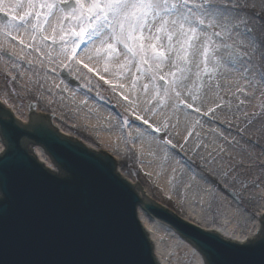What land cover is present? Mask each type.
Masks as SVG:
<instances>
[{
  "label": "snow or ice",
  "instance_id": "1",
  "mask_svg": "<svg viewBox=\"0 0 264 264\" xmlns=\"http://www.w3.org/2000/svg\"><path fill=\"white\" fill-rule=\"evenodd\" d=\"M21 32L31 43L21 38ZM0 35L18 41L21 52L26 48L46 50L42 55L47 64L55 66L43 76L37 72L38 89L53 94L54 88L69 92L63 79L56 83L53 78L47 85L48 71L57 73L61 67L69 74L88 75L84 88L93 83V77L96 88L102 87L101 81L107 85L122 111L115 118H105L101 127L122 140L138 162L143 163L144 158L149 163L159 161L158 177L165 165L174 163L172 173L179 168L187 176L183 202L198 205L197 214L205 221L219 225L225 233L233 223L252 226L244 236V249H258L260 258L251 264H264V0H0ZM0 56L6 57L13 69H19L24 60L3 45ZM25 63L36 71L33 61ZM39 63L45 66V60ZM5 75L15 84L17 77L11 71L5 69ZM221 80L229 85L226 91L237 98L235 107L246 120L244 127L237 129L244 143L235 137L229 141L220 133L231 150L219 144L209 153L207 164H220L211 169L218 180H210L187 158L181 164L176 149L183 150V144L179 140L174 143V139L181 137L187 143L196 126H202L203 117L214 120L217 109L225 106L232 110L231 101L220 95ZM205 89L213 91L216 100L214 106L202 110L196 102ZM97 96L106 98L100 92ZM75 98L73 91L70 99L75 102ZM253 99L258 101V111L241 109ZM87 103V99L79 101V105ZM41 111L39 103L30 101V122L24 125L22 110H14L7 99L0 104V209L17 191V161L50 178L64 170L53 148L63 141L47 129ZM192 113L197 115L182 137L181 114L187 122ZM25 136L32 140V154L23 144ZM37 158L47 167L37 163ZM185 165L190 174L184 171ZM173 180L174 176L168 183L174 190ZM188 190H192L191 196ZM144 207L151 227L141 231L143 225L135 223L131 241L88 245L74 251L51 250L52 255H46L50 250L10 245L0 215V264H156L153 254L157 250L170 264H217L214 252L223 243L217 235L192 236L191 250L182 253L185 245L176 239L173 226L157 220L150 208ZM232 236L239 239L235 232Z\"/></svg>",
  "mask_w": 264,
  "mask_h": 264
},
{
  "label": "water",
  "instance_id": "2",
  "mask_svg": "<svg viewBox=\"0 0 264 264\" xmlns=\"http://www.w3.org/2000/svg\"><path fill=\"white\" fill-rule=\"evenodd\" d=\"M46 117L47 129L63 141L53 148L64 170L62 176L53 174L54 178H50L24 161L15 163L17 191L0 209L10 245L22 250H50L46 255H52L51 250L74 251L88 245L131 241L135 223L143 225L141 231L151 227L144 206L150 208L157 220L173 226L176 239L185 245L182 253L191 250L189 240L192 236L210 234L149 203L143 194L138 197V186L129 185L116 174L112 157L101 151L93 153L80 143L59 135ZM22 140L28 149L31 138L25 136ZM0 199H3L2 193ZM219 239L223 243L214 252L217 264H251L260 258L258 249L245 250L244 245ZM9 256H12L11 249ZM153 259L156 264H170L159 250L154 252Z\"/></svg>",
  "mask_w": 264,
  "mask_h": 264
},
{
  "label": "bare ground",
  "instance_id": "3",
  "mask_svg": "<svg viewBox=\"0 0 264 264\" xmlns=\"http://www.w3.org/2000/svg\"><path fill=\"white\" fill-rule=\"evenodd\" d=\"M14 35H16V33H14ZM20 35L21 38L26 40V42L31 43V41H28L26 34L21 32ZM0 45L8 48L9 51H15L20 56L24 57V60L19 62V69H13L11 67V64L6 60L7 58H3L0 56V66L7 68L12 72L13 75L17 77L15 85L20 92H17L16 94H19L21 96L20 98L25 101L35 100V103H39L42 109L39 114L41 116H47L48 119L50 118L52 126L54 128L60 126L64 128L66 127L68 128V130L72 128H76L79 130L87 129V131L90 133V140L102 145L104 149L103 153L105 156L107 155L114 158L116 162L117 174L120 175V177L124 179V181H126L129 185L138 186V197H141V195L143 194L144 199L149 200V203H153V205L164 209L165 211L169 212V214L174 215V217H176L183 223L188 224L191 227H194L195 229L200 230L204 233H214L225 241L238 244H244L246 242L244 240V236L249 234L252 226L245 228L242 225L237 226L235 223H233L228 226L229 231L225 233L223 229H219V225L209 221H205L200 215L197 214L198 205L193 204L192 206H189V204L183 202L182 197L185 194L184 184L187 180V176L182 173L179 168H177V171L173 174L171 168L175 166L174 163L165 165L163 175L158 177L157 172L161 170L159 161H152L151 163H149L148 158H144L143 163L138 162L135 156L127 151L122 140L118 141L116 135L104 130L101 125L105 122V118H107L109 115L113 117V115L107 110L103 109V107H100L97 103L91 102H88L87 105H79V101L82 98L77 95L75 98V102H73L70 99L72 93L70 89L69 92H60L58 89L54 88L53 92L55 94L47 92L46 88L38 89V87L35 85V81L28 74H25L24 70L21 69V65L28 67L25 61H27V58L32 59L31 61H34L31 56L35 55V57L40 59V61L45 60V66L41 67V70L43 72L55 66L47 64L46 57L42 55V53L46 51L45 49L42 48L41 52H36L32 48H26L21 52V46L18 44V41H9L3 35H0ZM21 72H23V76L20 75ZM48 73L53 74L51 71H48ZM52 80V77L47 76V85L50 86L52 84ZM44 83L45 81H43L41 84ZM56 83L59 82L56 80ZM228 87L229 85L226 84L224 80H221L222 90L220 91V95L223 96L224 100L231 101L233 106L232 110L229 111L227 106H225L223 109H217V114L220 118L216 119L220 120H216L215 122L218 127L232 131L240 138V143L243 144L244 140L241 139L240 133L237 129L244 127L246 120L242 115L241 110H238L235 107L239 103L237 98L233 96L231 92L226 91ZM6 96H0V104H2L5 99H7ZM237 96H240L241 99H244V97L239 93H237ZM49 100H51L52 102L49 103ZM214 100H216L214 92L205 89L204 93L202 94V99L197 101L196 103L201 106L202 110H206L208 105L211 104L212 106H214ZM19 103V101H16L12 104H9L13 105L15 110L20 108ZM257 103L258 101L253 99L250 103L241 105V109L246 108L249 111H258L259 109L256 107ZM43 109H46V111L43 112ZM89 109H91V111H89ZM17 115H19L18 112ZM29 115L30 114L28 110H26L24 112V115L20 116L23 117L20 118L22 124L28 123ZM196 115V113H192V115L188 118V121L185 122L183 114H181V125L179 127L182 137L186 136V132L184 131V129L191 127V121L196 117ZM210 121H213V119L203 117L201 119L202 126H196L193 135L191 137H187V143H184V139H182L181 137H176L174 139V143L179 140V142L183 144V150H181L179 147L176 149V151L179 153L178 158L181 160V164H184L185 158H187L188 161L192 162V166L196 168L197 171L202 172L210 180H218V177L211 169H218L220 167V164H207L208 159H210L209 153L212 152L214 147H208L207 145V148H205L203 145L206 144H203L204 140H202V138L208 137L206 135L207 132H214L219 137H221L220 133H223V136H226V131L217 129V127L214 128L210 125H207V123ZM70 122H72L73 124L75 123V126H72ZM229 123H231V127H229ZM101 132H105V134H101ZM197 132L199 133V136L196 135ZM248 135L251 136V133H249ZM232 139L233 138L231 136L228 138L229 141H231ZM253 139H255V137H253ZM262 143H264V141H262ZM197 144H201V147L196 148L195 145ZM213 155H215V153H213ZM115 156L120 158L127 165L133 164V171L136 173L134 177L122 175L119 172L117 164L118 160ZM202 165L205 166L202 167ZM184 171L190 174L191 169H188L185 165ZM149 172L151 173V175H146V173ZM173 176V183L176 184V188L174 190L168 183L169 179ZM192 194V190H188V195L191 196ZM224 195L227 196V193H224ZM169 196H171V199L168 198ZM154 197L160 198V201L163 200V203H167L173 209H170L169 207H166L165 205L157 202L156 200H154ZM230 199L231 198L229 197L228 200ZM194 208L196 210H193ZM233 232H235V236L239 237V239L233 238Z\"/></svg>",
  "mask_w": 264,
  "mask_h": 264
},
{
  "label": "rangeland",
  "instance_id": "4",
  "mask_svg": "<svg viewBox=\"0 0 264 264\" xmlns=\"http://www.w3.org/2000/svg\"><path fill=\"white\" fill-rule=\"evenodd\" d=\"M2 57V56H1ZM33 58V68L36 71H33L32 69H29L27 66H23L21 65V69L24 70L25 74H28L34 81H36L39 77L37 76V72L39 73L40 76L44 75V72L41 70V66H40V59H38L37 57H35V55L31 56ZM6 58V57H3ZM8 61V59H6ZM27 60H32L27 58ZM5 69L2 66H0V96H6L7 100L9 101L10 104L19 101V106H20V110H22L23 112H25L26 110H28V104L30 101H25L23 99H21L19 94H16L17 92H20L16 85L13 84L10 80V77H7L5 75ZM85 73L87 70H83ZM12 73V72H11ZM13 75V74H12ZM49 77L55 78L58 82H60L61 79L64 80L65 84H67L68 88L73 92H75V95L81 97L82 99H87L88 102L91 103H97L100 107H103V109L107 110L109 113H111L113 115V117H117L120 112L122 111L121 108L117 107V98L110 92L107 90V85H103V82L101 81V88H96L95 87V77H93V83L89 84L88 88H84L82 87V85L84 83L88 82V75H81L80 73H73V74H69L67 71L63 70L62 67L58 68L57 73H53V74H49ZM77 76H80V79H76ZM44 80H40V83H42ZM20 83V81H19ZM13 87H15L16 91L13 92L12 89ZM97 92H100L101 95L105 96L106 98L104 100L99 99V97L97 96ZM9 94V95H8ZM25 101V102H24ZM31 102L35 103V100H31ZM46 109H43V112H45ZM23 118V117H20ZM217 118H220L219 115H217ZM48 119V117H47ZM216 120H220V119H214L213 121H210L207 123V125H210L214 128L217 127V129H221L223 131H226V136L229 138L230 136L233 138L235 137L237 140H239L240 138L235 135L232 131L230 130H225L224 128H220L217 126L216 124ZM47 122L49 123V125L51 127V120H47ZM70 124L72 126H75V123L73 124L72 122H70ZM54 128V127H53ZM56 129V131L66 135L69 139L71 140H77L79 142H81L82 144H84L85 147H87L90 151L94 152V153H99V151H101V153L104 151L103 147L101 144H98L97 142H93L90 140V133L87 131V129L85 130H79L76 128H72L70 130H68V128H64V127H58L54 128ZM255 131V130H253ZM105 134V132H101V134ZM206 135L208 137H203L202 140L203 144L208 145V147H216V145L218 144H222L224 145V147L226 149H229V145L228 143L221 137H219L216 133L214 132H207ZM217 143V144H216ZM215 145V146H214ZM205 153V152H204ZM103 154V153H102ZM116 159L118 160L117 164H118V170L122 175H126V176H133L136 174L133 170H134V166L133 164H126L124 161H122L120 158H118L117 156H115ZM194 168V167H193ZM196 169V168H195ZM154 200H156L157 202L165 205L166 207H169L170 209H173L171 206H169L167 203H163L160 198L158 197H154Z\"/></svg>",
  "mask_w": 264,
  "mask_h": 264
}]
</instances>
